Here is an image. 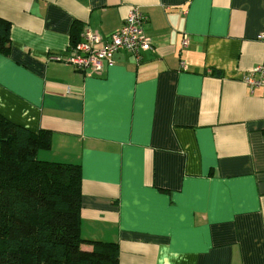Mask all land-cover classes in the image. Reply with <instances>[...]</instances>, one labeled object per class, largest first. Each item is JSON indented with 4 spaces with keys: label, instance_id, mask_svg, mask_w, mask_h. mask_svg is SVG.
Returning a JSON list of instances; mask_svg holds the SVG:
<instances>
[{
    "label": "crops",
    "instance_id": "crops-1",
    "mask_svg": "<svg viewBox=\"0 0 264 264\" xmlns=\"http://www.w3.org/2000/svg\"><path fill=\"white\" fill-rule=\"evenodd\" d=\"M133 6L151 49L89 76L57 59ZM0 16V115L50 132L39 159L79 164L83 238L119 264H264V89L244 80L264 0H0Z\"/></svg>",
    "mask_w": 264,
    "mask_h": 264
},
{
    "label": "trees",
    "instance_id": "trees-1",
    "mask_svg": "<svg viewBox=\"0 0 264 264\" xmlns=\"http://www.w3.org/2000/svg\"><path fill=\"white\" fill-rule=\"evenodd\" d=\"M10 31L0 16V53ZM49 147L48 130L0 115V264H119L116 243L81 236L80 166L39 159Z\"/></svg>",
    "mask_w": 264,
    "mask_h": 264
},
{
    "label": "built area",
    "instance_id": "built-area-1",
    "mask_svg": "<svg viewBox=\"0 0 264 264\" xmlns=\"http://www.w3.org/2000/svg\"><path fill=\"white\" fill-rule=\"evenodd\" d=\"M144 20L143 13L137 6H133L124 18L122 26L107 39L104 40L99 34L85 29L82 38L69 46L67 56L57 59L86 76L100 74L106 65L111 64V56L118 50L138 56L141 51L151 49V39L144 35L141 29ZM261 37L264 38V35ZM99 43L101 44L98 45ZM182 43H186V38ZM244 80L251 86L264 89V65L253 66L244 76Z\"/></svg>",
    "mask_w": 264,
    "mask_h": 264
}]
</instances>
